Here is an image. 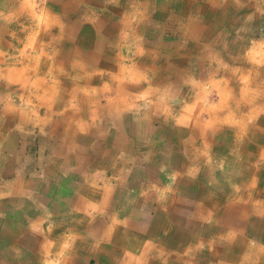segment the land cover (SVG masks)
Segmentation results:
<instances>
[{"label":"crops","instance_id":"obj_1","mask_svg":"<svg viewBox=\"0 0 264 264\" xmlns=\"http://www.w3.org/2000/svg\"><path fill=\"white\" fill-rule=\"evenodd\" d=\"M0 264H264V0H0Z\"/></svg>","mask_w":264,"mask_h":264}]
</instances>
